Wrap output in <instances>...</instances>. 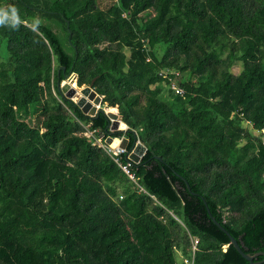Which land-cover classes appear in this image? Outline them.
<instances>
[{
    "label": "trees",
    "instance_id": "trees-1",
    "mask_svg": "<svg viewBox=\"0 0 264 264\" xmlns=\"http://www.w3.org/2000/svg\"><path fill=\"white\" fill-rule=\"evenodd\" d=\"M0 9V264H181L189 237L192 264H247L203 200L243 253H264V0ZM71 74L125 133L62 96ZM86 130L125 137L121 165L136 139L146 148L135 182Z\"/></svg>",
    "mask_w": 264,
    "mask_h": 264
},
{
    "label": "water",
    "instance_id": "water-1",
    "mask_svg": "<svg viewBox=\"0 0 264 264\" xmlns=\"http://www.w3.org/2000/svg\"><path fill=\"white\" fill-rule=\"evenodd\" d=\"M66 80L69 81V83L73 82V80L70 79V76L67 77ZM59 89L62 96L68 99L69 101H71L84 116L88 118H96L100 113H103L109 121L107 127L110 131H117L122 133H125L127 131V126L124 123H122L117 113L106 112L105 110L100 109L102 97H100L93 90V81L89 84V86L84 87V90L86 91L84 94L81 93V90H79L78 93L77 90L71 88L69 84L66 83L65 84L63 83L62 86L59 85ZM66 93L67 96H65ZM74 94L78 96L77 101L73 99ZM120 125L123 126L122 129L120 128L121 127ZM133 134L136 137L134 132ZM113 141L114 140L111 137H108L106 139L107 144H111ZM116 141L118 142L119 149L126 151L128 140L125 137H121L120 139H116ZM145 152H146V148L136 139L132 149L127 152L128 160L130 161L131 164L136 165L139 163L140 159L145 154ZM157 159L160 160L159 158ZM181 180L183 179L181 178ZM184 184L187 191L190 192L192 195H195L194 193L191 192L190 187L186 181H184ZM203 204L206 208L211 223L227 236L230 245L247 262V264H261L264 262V259L259 262H253L254 258H257L259 256L264 257V253H257L254 256H250L248 254L243 253L237 241L219 223H217L214 217H212L207 207V204L204 200H203Z\"/></svg>",
    "mask_w": 264,
    "mask_h": 264
},
{
    "label": "built area",
    "instance_id": "built-area-1",
    "mask_svg": "<svg viewBox=\"0 0 264 264\" xmlns=\"http://www.w3.org/2000/svg\"><path fill=\"white\" fill-rule=\"evenodd\" d=\"M164 78L166 77L167 73L166 71L161 72V74ZM70 79H72L73 81H76V77L75 75L71 74L70 75ZM171 90L174 91L175 94L182 96L183 95V90H181L180 88L176 87L174 84L171 85L170 87ZM94 131H88L86 130L83 133V136L86 137L89 140H92V144L96 145L100 148H102L103 150H105V152L112 158V160L119 165V167L121 168V170L124 172V174L127 176V178L129 180H131L132 182H135L134 179V175L132 173L129 172L128 167L130 166V161L128 160V157L126 156V159L128 160L126 165H121L119 163V156L122 155L125 151L118 149H112L110 148L107 144H105V141L100 137V138H94ZM197 244H198V240L195 238H190V254L188 257H183L181 255H179V260L181 264H192L193 263V257H194V253L197 250Z\"/></svg>",
    "mask_w": 264,
    "mask_h": 264
},
{
    "label": "rangeland",
    "instance_id": "rangeland-1",
    "mask_svg": "<svg viewBox=\"0 0 264 264\" xmlns=\"http://www.w3.org/2000/svg\"><path fill=\"white\" fill-rule=\"evenodd\" d=\"M98 1V6L101 8V9H106L109 5H110V3L113 1V0H97ZM237 70H238V66H234L233 67V73H235L236 74V72H237ZM69 84V86L71 87L72 85H74V89L75 90H77V91H79V89H81V88H83V87H77L76 86V81L74 80L73 82H71V83H69V81H67V80H64L63 82H61V84H60V86H62V84ZM72 88V87H71ZM65 96H67V93L65 94ZM100 109H103V110H106L107 109V107L105 106V104H102L101 103V105H100ZM113 109H115V113H117L118 114V112H117V109L116 108H113ZM120 117V116H119ZM244 126H246L245 124H244ZM109 130V129H108ZM109 132L110 133H113V132H117V131H110L109 130ZM254 135H256V133L254 132L253 133ZM108 137H111V136H107V137H105V138H103V137H101L104 141H105V144H107L106 143V139L108 138ZM100 138V137H99ZM113 140H116V139H120V138H113V137H111ZM110 148H112V149H115V150H118L119 149V147H118V143H117V146L116 147H112V144H107ZM178 223V225L179 226H181V227H183V225L181 224V222L180 221H178L177 222ZM188 246H189V248H188V253L190 254V237L188 238Z\"/></svg>",
    "mask_w": 264,
    "mask_h": 264
},
{
    "label": "clouds",
    "instance_id": "clouds-1",
    "mask_svg": "<svg viewBox=\"0 0 264 264\" xmlns=\"http://www.w3.org/2000/svg\"><path fill=\"white\" fill-rule=\"evenodd\" d=\"M8 18H9V12L3 9H0V23H3ZM11 19L14 22L17 20V10L14 7L11 8Z\"/></svg>",
    "mask_w": 264,
    "mask_h": 264
},
{
    "label": "bare ground",
    "instance_id": "bare-ground-1",
    "mask_svg": "<svg viewBox=\"0 0 264 264\" xmlns=\"http://www.w3.org/2000/svg\"><path fill=\"white\" fill-rule=\"evenodd\" d=\"M72 88H74V85H72L71 86ZM79 90H81V93H85L86 91L84 90V87L83 88H81V89H79ZM78 92V91H77ZM79 93V92H78ZM77 98H78V96H76L75 94L73 95V99L75 100V101H77ZM106 112H111V113H115V109H113V108H107L106 110H105ZM121 127V129L123 128V126L122 125H120ZM117 141L116 140H114L111 144H112V147H116L117 146Z\"/></svg>",
    "mask_w": 264,
    "mask_h": 264
},
{
    "label": "crops",
    "instance_id": "crops-1",
    "mask_svg": "<svg viewBox=\"0 0 264 264\" xmlns=\"http://www.w3.org/2000/svg\"><path fill=\"white\" fill-rule=\"evenodd\" d=\"M178 259H179V257H178Z\"/></svg>",
    "mask_w": 264,
    "mask_h": 264
}]
</instances>
